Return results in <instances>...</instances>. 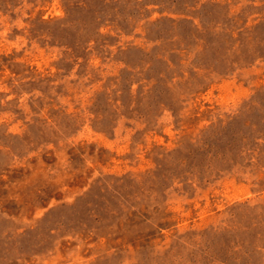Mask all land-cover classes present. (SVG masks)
I'll return each mask as SVG.
<instances>
[{
	"label": "rangeland",
	"instance_id": "1",
	"mask_svg": "<svg viewBox=\"0 0 264 264\" xmlns=\"http://www.w3.org/2000/svg\"><path fill=\"white\" fill-rule=\"evenodd\" d=\"M0 264H264V0H0Z\"/></svg>",
	"mask_w": 264,
	"mask_h": 264
}]
</instances>
